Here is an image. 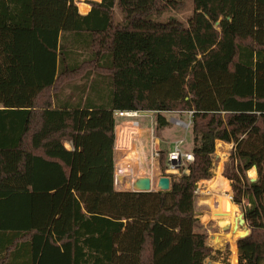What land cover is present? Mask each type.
<instances>
[{
	"label": "trees",
	"instance_id": "1",
	"mask_svg": "<svg viewBox=\"0 0 264 264\" xmlns=\"http://www.w3.org/2000/svg\"><path fill=\"white\" fill-rule=\"evenodd\" d=\"M193 3L185 23L155 20L173 0H0V264H205L196 192L217 142L250 229L239 264H264V0ZM117 111L159 129L193 113L169 191L115 190Z\"/></svg>",
	"mask_w": 264,
	"mask_h": 264
},
{
	"label": "rangeland",
	"instance_id": "2",
	"mask_svg": "<svg viewBox=\"0 0 264 264\" xmlns=\"http://www.w3.org/2000/svg\"><path fill=\"white\" fill-rule=\"evenodd\" d=\"M173 1H175L174 6L169 7L168 10H166L159 16H156L155 20L164 22L170 18H176L185 23L188 21V19L190 18V16L194 11L193 0H173ZM75 2L78 5L79 11L81 12L82 10L83 12L84 9L82 7L80 9V4H82V1L75 0ZM85 2L88 6L91 7L90 2H100V0L99 1L86 0ZM122 20H123V16L120 10L116 8L115 22H121ZM66 90H68L69 92L71 91L68 88ZM163 116L166 117V119L169 122V125L162 129H159L157 132V136L159 140L162 142L160 149H162V151L167 152L168 154L170 151H172L174 147V143L176 141L184 140V144L182 147L183 150L185 151L187 150V152L188 150L191 151L194 147L192 128L186 130L180 126H177L175 121V120H181L182 122H186V123L189 122L188 114L167 113V114H163ZM148 126H149V122H148ZM66 147L70 149L69 144H66ZM124 150L125 147L122 151L121 156H119L120 154L118 156L115 155V159L116 158L118 159L117 161H115V175L125 177L123 181H118L115 178V190L127 192V191H133V189H137L136 186L132 188V185L133 184L135 185V183L138 180L144 178H150V176L145 171L146 170L145 164L149 163L148 159L147 158L146 160L143 159V161L140 163L138 158L134 156L132 157V155H134L133 153L132 154L128 153V155L125 156ZM145 150H146V146H145ZM233 150H234V146L233 147L224 146L222 143L217 142L216 152L213 156V171H212L213 178H215L217 175L221 177L223 175L224 179L226 178L224 176L225 165L229 162ZM121 163H124L127 166ZM117 164L118 166L122 165L123 167L117 168L116 167ZM131 164L134 165V168L133 166H131ZM188 165L189 164H187V166L184 167V169H188ZM166 166H167L166 158L164 161H162V159L160 158V170H161V175L163 176L165 175ZM181 174L182 171H179L177 173H173L172 175L179 177ZM256 175H257V171H256ZM247 176L250 180H252L251 177H255V173L251 170V173L249 171ZM225 180L228 181L227 178ZM125 182L129 183V188L128 187L126 188L125 185H121L122 183ZM230 190H231L230 195L232 197L231 201L233 202L232 188ZM213 194L214 193L211 192L209 184L203 181H201L198 184V188L196 192V216L199 220L198 231L206 235V243L211 250V254L206 259L205 264H239V252H238L237 242L241 237H236V233L237 231H243L247 235L250 234L249 226L244 219V210L242 207L238 206L239 211L237 212V222H235L237 223L236 227L233 225H228L226 227H223L222 225L223 222L217 219L216 217H214L215 214L214 212L217 210L218 206L216 205L212 207V203H209L210 201L216 203L218 200L217 197L218 194L216 193L217 196L215 199L213 198ZM224 198L226 199V197ZM243 205L247 206L248 202L244 201Z\"/></svg>",
	"mask_w": 264,
	"mask_h": 264
},
{
	"label": "built area",
	"instance_id": "3",
	"mask_svg": "<svg viewBox=\"0 0 264 264\" xmlns=\"http://www.w3.org/2000/svg\"><path fill=\"white\" fill-rule=\"evenodd\" d=\"M166 114V113H162ZM189 117V122H182L181 120H175L176 125L180 126L186 130H189L192 127V112L186 113ZM157 112H147V111H117L115 113L116 125L121 119H147L149 120V128L147 129V149H146V158L148 159V164L146 165V172L152 179L151 175L154 173L155 167H160V158L161 150L159 149L160 143L157 136L159 130L157 122ZM184 140L176 141L172 151L167 154L166 162L167 166L165 169L166 177H169L173 173L179 171L187 172V169L182 170L187 164H190L194 161V155L192 152H187L183 150ZM146 160V159H145ZM163 177V175H162ZM116 178V175H115ZM171 180V178H170Z\"/></svg>",
	"mask_w": 264,
	"mask_h": 264
},
{
	"label": "crops",
	"instance_id": "4",
	"mask_svg": "<svg viewBox=\"0 0 264 264\" xmlns=\"http://www.w3.org/2000/svg\"><path fill=\"white\" fill-rule=\"evenodd\" d=\"M95 1H99V0H95ZM100 2H101V0H100ZM88 7H89V9L86 13H81V12L80 13L83 15H87L91 11V7L90 6H88ZM80 86H81L80 83L79 84L73 83V92L71 89H70L71 90L70 92L68 90H65L64 93H62V95L65 97L73 96L77 99V98H79L78 96H80V94L77 93L76 89H78ZM148 122H149V120H147V119H121L118 121V124L116 125V130H115V135H116L115 155L116 156H118L119 154H120L119 156H121L122 151L125 147V150H124L125 156L128 155V153H130V154L133 153L134 155H132V157L134 156V157L138 158L140 163L143 161V159H146L145 146L147 149L146 141H147V129L149 128ZM159 143L161 146L162 142L160 140H159ZM220 143H222L224 146L233 147L232 144H227L224 142H220ZM159 149H160V147H159ZM160 150H161V152H163L162 149H160ZM188 152H192V150L191 151L188 150ZM117 160L118 159L116 158L115 161H117ZM121 164L125 165L124 163H121ZM125 166H127V165H125ZM131 166H133V168H134V165L131 164ZM116 167L118 168V167H123V166L122 165L118 166V164H117ZM136 171H137V169H136ZM152 175H151V177H152V181H153V188H156L159 178L162 177L160 167H158V166L155 167L154 173ZM222 177H223V175H222ZM251 178H255V177H251ZM212 180H213V178L209 181H203V182L209 184ZM126 183H128V182L122 183L121 185H125V187H126L127 186ZM132 188H133V185H132ZM230 189H231V185H230ZM230 193H231V190L228 191L227 195ZM213 198L215 199V197H213ZM218 200L216 203H214L213 201H210L209 203H212V207L216 206V205L218 206Z\"/></svg>",
	"mask_w": 264,
	"mask_h": 264
},
{
	"label": "bare ground",
	"instance_id": "5",
	"mask_svg": "<svg viewBox=\"0 0 264 264\" xmlns=\"http://www.w3.org/2000/svg\"><path fill=\"white\" fill-rule=\"evenodd\" d=\"M252 171L255 173V178L252 179H256L257 175L255 169H253ZM209 184H210L211 192L214 193L213 197L216 198L218 194L217 197L219 199L217 210L214 212L215 213L214 217H216L217 219L223 222L222 224L223 227H226L228 225H233L236 227L237 223L235 222H237V212L239 211V207L231 203L232 197L230 194H228V197L226 195L230 190V182H228L221 176L217 175L215 178H213V180ZM126 185H127L126 187H129V183H126ZM224 197H226V199H228L231 202L226 200ZM246 235L247 234L243 231H237L236 233V237H244Z\"/></svg>",
	"mask_w": 264,
	"mask_h": 264
},
{
	"label": "water",
	"instance_id": "6",
	"mask_svg": "<svg viewBox=\"0 0 264 264\" xmlns=\"http://www.w3.org/2000/svg\"><path fill=\"white\" fill-rule=\"evenodd\" d=\"M254 169L256 170V168H254ZM124 178L125 177L116 175V180H118V181H123ZM251 181L255 182L256 179H252ZM152 183H153V181L151 178L140 179L134 185V187L136 186L137 189H133V191H131V192L169 191L171 189V180L169 177H166V176L159 178L156 188H153ZM244 219H245V217H244Z\"/></svg>",
	"mask_w": 264,
	"mask_h": 264
}]
</instances>
